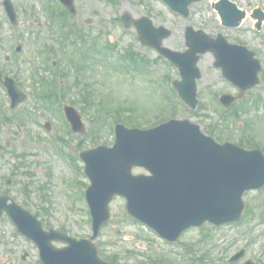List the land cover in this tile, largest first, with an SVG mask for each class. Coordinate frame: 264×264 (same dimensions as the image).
Segmentation results:
<instances>
[{"label":"rangeland","instance_id":"rangeland-1","mask_svg":"<svg viewBox=\"0 0 264 264\" xmlns=\"http://www.w3.org/2000/svg\"><path fill=\"white\" fill-rule=\"evenodd\" d=\"M217 1L200 0L190 7V16L185 19L172 13L162 0H118V3L114 0H75L79 14L74 24L81 29V33H87V45H79L86 48L88 55H79L75 52L78 46L67 44L63 54L58 53L50 61V64L56 61V68L66 75L62 82L64 104L81 112L87 129L84 137L77 134L66 137L68 131L66 133L64 121L57 117L58 103L54 106L55 111L48 110L44 101L32 91L38 89L45 92L47 88L42 86L41 78L53 79L57 74L53 69L48 73L45 71L46 64L40 51L48 46L61 51L62 38L58 30L61 23L49 19L45 7L48 0H14L19 11V29L13 35L0 0V66L14 73L26 90L32 91L18 109L10 111L4 108L2 111L10 117L25 116L23 121L26 120V125L20 126V129H17L18 124L14 125L9 133L1 129L3 146L9 140L12 145L7 146V150H0V174L16 175L15 185L10 189L12 196L18 203L25 204V208L37 216L45 229L51 227L77 239L92 235L89 208L84 197L79 198V188L76 190L74 186V182L80 184V177L72 179L57 144L42 127L47 122L54 125V133L57 131L66 137L64 139L68 144L64 145V150L74 156L84 150L114 144L112 119L108 118L107 122L99 115L104 118V107L122 109L123 115L126 113L125 118L128 111H133L132 120L141 123L144 126L141 129H149L150 125L157 126L172 119H187L198 124L207 135H210L208 129L212 131L210 128L215 127L218 128L217 135L230 137L229 142L238 145L244 139L249 146L257 145L264 153V30L257 33L251 18L238 30L225 29L213 9ZM231 1L249 14L256 8L264 10V0ZM124 13H130L135 19L149 17L155 26L172 30L173 35L163 45L173 51L185 52L188 49L185 42L187 26L214 37L221 33L228 42L241 43L255 51L263 65L260 84L248 90L239 103L225 109L230 118L222 122L224 107L219 98L226 92L237 95L239 90L229 84L215 67V57L207 54L199 62L203 78L198 82V106L195 110L190 109L170 89L172 81L180 79L177 69L154 49L141 45L135 29L123 28L120 18ZM18 35L20 39L16 38ZM18 42L23 44V51L14 56V47ZM93 45L97 52L90 59L92 51L95 52ZM131 51L134 57L148 61L147 71L141 73L138 70L144 75L124 72L127 70L124 57ZM67 54L72 55L70 62L65 58ZM6 56L13 57L8 64L4 60ZM80 66H83L82 70ZM168 79L169 82H166ZM49 95L52 98L51 92ZM4 102L5 96L0 92V103ZM34 106L37 109L33 110ZM166 107L169 110L164 111ZM25 114L33 116L40 125ZM122 123L125 124L124 121ZM216 134L210 136L217 140ZM80 163L83 167L82 161ZM134 173L146 174L142 169H135ZM2 182L0 178V193L4 189ZM26 188L30 192L28 197L24 192ZM244 202L242 222L214 231L209 224L191 229L182 235L176 246L168 245L133 221L127 212L126 200L118 197L110 205L111 220L101 231L95 245L103 260L119 264H230L229 259L242 250L245 254L235 264H245L248 260L262 264L264 223L260 225V221L264 216V188L245 194ZM56 246L62 247L60 244ZM23 257H26L25 261ZM0 264H39L37 247L18 234L7 218L0 222Z\"/></svg>","mask_w":264,"mask_h":264},{"label":"water","instance_id":"water-1","mask_svg":"<svg viewBox=\"0 0 264 264\" xmlns=\"http://www.w3.org/2000/svg\"><path fill=\"white\" fill-rule=\"evenodd\" d=\"M165 1L175 11L187 15L188 6L198 0ZM217 9L230 25H236L242 17L236 7L226 0L219 3ZM125 20L128 26L132 23L136 25L144 44L156 47L163 55L181 64L185 81L178 87L183 90L187 101L194 103V79L200 77L196 68V53L210 50L209 39L189 28L187 40L191 51L178 55L161 48V39L170 34L163 32V28H153L147 19L137 22L129 18ZM151 35H155L153 40H150ZM226 47L233 49L229 62L241 71H237L231 79L244 90L256 85L259 65L250 59L251 54L244 51L247 58L240 57L235 52L236 49L241 51L240 48ZM219 65L229 72L227 63L219 62ZM248 70L245 80L251 79V83L237 79ZM71 120L74 126L75 123L79 125V116L74 114ZM83 157L89 163L88 174L93 182L88 196L95 219V234L109 219L108 204L115 194L129 198L132 213L140 215L161 233L168 234L172 226H182L186 222L188 225L197 224L205 218L218 223L237 220L243 208V191L264 183V157L259 152L248 153L231 145L220 147L205 137L199 127L188 122H171L152 131H128L120 127L113 150L99 148ZM134 165L146 166L155 172L154 177L146 181L142 177H132L130 171ZM16 222L25 234L34 229L41 247H45L43 258L46 264H106L98 259L96 249L87 241L76 243L53 233L43 239L40 224H34L31 218H17ZM54 239L67 241L71 247L51 257L54 254L51 241Z\"/></svg>","mask_w":264,"mask_h":264},{"label":"flooded vegetation","instance_id":"flooded-vegetation-1","mask_svg":"<svg viewBox=\"0 0 264 264\" xmlns=\"http://www.w3.org/2000/svg\"><path fill=\"white\" fill-rule=\"evenodd\" d=\"M18 84L20 87H22V84L20 85L19 81H18ZM4 103H6V102H4ZM4 108H5V106L2 103H0V123H3L4 121L7 120V118L5 117V114L2 112Z\"/></svg>","mask_w":264,"mask_h":264}]
</instances>
